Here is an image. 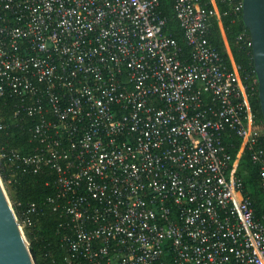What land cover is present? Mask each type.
Wrapping results in <instances>:
<instances>
[{"label":"built area","instance_id":"1","mask_svg":"<svg viewBox=\"0 0 264 264\" xmlns=\"http://www.w3.org/2000/svg\"><path fill=\"white\" fill-rule=\"evenodd\" d=\"M172 2L186 53L157 0H0V101L17 99L12 117H30L36 140L26 155L0 145V169L54 171L44 203L67 264H264V216L222 141L241 138L264 192L256 78L210 42L213 2ZM41 212L31 202L19 222Z\"/></svg>","mask_w":264,"mask_h":264},{"label":"trees","instance_id":"2","mask_svg":"<svg viewBox=\"0 0 264 264\" xmlns=\"http://www.w3.org/2000/svg\"><path fill=\"white\" fill-rule=\"evenodd\" d=\"M158 10L166 19L165 31L176 40L183 52L187 51V44L183 30L175 16L172 0H157ZM208 7H212V0H201ZM220 18L211 19L209 40L219 51L222 59L229 66V55L240 66V75L245 84L254 79L252 52L248 31L243 27L241 20L232 13L233 1L214 0ZM247 34L238 39L241 32ZM225 36V41L224 37ZM228 47V51L226 48ZM247 76V77H246ZM17 99L6 98L0 101V112L8 124L6 130L0 132V145L4 149H14L22 155L31 153L36 147V140L32 138L30 130V117L14 119L12 110ZM250 104L255 115L256 124L264 128L258 100L256 86L250 97ZM223 144L232 158L238 156L236 175L242 182V192L251 202L256 216H264V192L261 187V177L258 163L251 158L250 151L244 149L239 153L241 138L232 130L226 129L223 134ZM264 143V142H263ZM3 169L0 176L6 183L13 201V207L18 219L23 217L27 204L33 202L42 207V212L35 218L36 223L24 227L25 235L29 241V249L36 264H67L66 250L61 246L60 234L57 226L61 218L50 206L45 205L46 197L55 193V174L47 166H41L37 172L28 168L9 165L2 161ZM8 180H10L8 182Z\"/></svg>","mask_w":264,"mask_h":264},{"label":"water","instance_id":"3","mask_svg":"<svg viewBox=\"0 0 264 264\" xmlns=\"http://www.w3.org/2000/svg\"><path fill=\"white\" fill-rule=\"evenodd\" d=\"M241 22L250 37L257 100L264 125V0H242ZM0 264H36L1 181Z\"/></svg>","mask_w":264,"mask_h":264},{"label":"rangeland","instance_id":"4","mask_svg":"<svg viewBox=\"0 0 264 264\" xmlns=\"http://www.w3.org/2000/svg\"><path fill=\"white\" fill-rule=\"evenodd\" d=\"M0 181H1V184H2V186H3V189L5 190V193H6L7 197H8V199H9V202H10V204H11L13 210H14L11 193H10V191H9V189H8V187H7V185H6V183L2 180L1 176H0ZM14 213H15V210H14ZM15 215H16V213H15ZM16 218H17V220H18V222H19V219H18V216H17V215H16ZM19 225L21 226V229H22V231H23V234H24V236H25V238H26V240H27V243L29 244V241H28V239H27V237H26V235H25V232H24V227L21 225L20 222H19ZM29 245H30V244H29Z\"/></svg>","mask_w":264,"mask_h":264},{"label":"crops","instance_id":"5","mask_svg":"<svg viewBox=\"0 0 264 264\" xmlns=\"http://www.w3.org/2000/svg\"><path fill=\"white\" fill-rule=\"evenodd\" d=\"M212 2L214 3V0H212ZM226 48H227V51H228V47H227V45H226ZM237 163H238V161H237Z\"/></svg>","mask_w":264,"mask_h":264}]
</instances>
